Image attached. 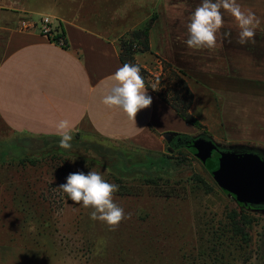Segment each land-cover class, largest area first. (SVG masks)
Segmentation results:
<instances>
[{"label":"crops","instance_id":"obj_1","mask_svg":"<svg viewBox=\"0 0 264 264\" xmlns=\"http://www.w3.org/2000/svg\"><path fill=\"white\" fill-rule=\"evenodd\" d=\"M237 2L261 20L255 43L239 44L235 21L222 10L226 33H217L215 49L187 48V33H151V48L189 75L195 96L191 113L215 141L264 149V0ZM201 3L56 0L29 10L0 9V122L14 133L50 137L58 136L55 125L66 119L70 133H95L156 151L166 150L176 134L194 136L199 129L146 85L153 102L136 122L102 100L114 83L112 75L124 65L119 40L149 21L150 6L157 8L159 20L180 22ZM28 16H49L53 27L60 24L66 45L21 29ZM6 245L0 242V264H42L37 251Z\"/></svg>","mask_w":264,"mask_h":264},{"label":"rangeland","instance_id":"obj_2","mask_svg":"<svg viewBox=\"0 0 264 264\" xmlns=\"http://www.w3.org/2000/svg\"><path fill=\"white\" fill-rule=\"evenodd\" d=\"M55 1L0 0V9L3 13L9 9L29 10L38 3L46 6L54 5ZM156 9L152 6L149 9L148 22L154 18L150 39L151 33H187L190 16L183 17L180 22L159 20ZM43 17L35 19L40 21ZM135 49L138 63L148 72L146 81L151 87L155 85V91L169 94V90L178 88L174 86L175 81H169V76L172 71L179 73L180 69L152 49L151 40L148 51L137 45ZM183 77L191 87L193 81L189 75L186 73ZM161 80L169 83V87L164 88ZM82 134H86L88 140L106 143L95 133ZM200 135L213 138L206 127L199 129L194 137ZM17 137L23 136L0 122V151ZM26 140L25 144L31 143L33 150L45 147V140ZM49 141L59 143L58 140ZM217 142L223 150L257 153L264 157L261 147L246 145L241 148ZM110 144L124 151L138 146L130 141ZM161 152L167 153L168 149ZM174 154L186 159L184 169L188 177L203 172L204 182L172 181L165 186L164 192L156 193L140 180L124 179L125 182L119 184L116 180L121 177L118 168L96 164L76 154L45 157L36 165L0 164V242L37 251L42 264H264V208L238 203L211 175L202 171L194 155L185 150ZM91 170L100 173L107 182L119 185V191L126 192L117 191L113 199L126 215L131 214V218L124 219L115 231L100 221H93L91 209L75 204L66 196L60 197L57 187L66 183L70 173L87 174ZM125 183L126 189L121 187ZM26 190H30L35 200L32 202L29 195L24 199L28 204L31 201L30 211L41 224L24 220L25 213L19 210L17 200ZM168 191L175 195L168 197Z\"/></svg>","mask_w":264,"mask_h":264},{"label":"trees","instance_id":"obj_3","mask_svg":"<svg viewBox=\"0 0 264 264\" xmlns=\"http://www.w3.org/2000/svg\"><path fill=\"white\" fill-rule=\"evenodd\" d=\"M153 19L154 18H152L150 22L143 24L141 27L126 33V35H124L119 40L121 60L123 64H138L141 67V76L144 78L145 85L149 89L154 91L163 100L170 104L186 122L197 127L198 129H205V126L201 123V121L191 113L195 96L189 83L183 77L186 75L184 71L180 70L179 73H176L175 71L171 72L169 81H175L174 86L178 88L174 91H171L172 89L169 90V94L158 93L157 91L153 90L146 81L145 77L148 75V72L140 63H138L136 59L137 50L135 49V46H140L141 50L143 51H148L150 49V31L152 28ZM60 38H65V33L64 29L59 24L54 27V33L53 37H51V40H58ZM167 68L168 67L165 69ZM160 82L163 84L162 86L164 88L169 87V83L166 81L161 80ZM15 134L23 137H20L21 139L17 137L16 140L11 141L4 146V151H0V164L2 165H10L15 162H19L20 165H26V163L36 165L45 157L50 156L57 158L65 154H76L93 163L107 165L113 169L118 168L121 173V177L119 179L116 178V180L119 182V184H123L125 182L124 179L140 180L143 182V184H145V186H148L149 190L153 189V192L156 193H159L158 191L164 192L165 186H169L172 181L176 183H184L185 180L188 183L190 181L200 183L204 182L205 180L203 172L202 174L196 173L194 176H192L193 178L191 175L188 177L184 169L186 167V159L183 157V155L174 154L176 151L179 152L181 150H185L186 152L194 155V159L198 161L202 171H205L209 175H211V171L217 165V155L219 152V150L214 151L209 157H206L204 161H200L195 155L196 149L194 148L193 144L190 143L195 137L189 134H176L167 145V153L149 150L135 145H133L134 150L124 151L117 147L115 148L110 144V142L115 143L117 141L125 140H115L101 137V140L106 142L102 143L100 140H88L86 138V134L77 132L70 133L73 135V139L70 142L72 148L69 150L61 149L59 147V143H50L49 140L59 141L61 139L60 136L35 137L18 133ZM199 137L210 138L206 135H200ZM35 138L45 140V147L43 149L33 150L31 149L33 147L31 143L26 142L27 145L25 144V139L28 140ZM108 143L111 146H109ZM171 149L174 150V153L171 152ZM119 162H121L120 166H118ZM211 177L213 178L212 175ZM29 187L30 186H28V188ZM121 187L126 189L127 184L125 183ZM119 193L123 194L126 192L119 191ZM27 195H29L31 199L33 198L30 190H26L22 194L21 199L17 200V203L19 204L18 206L20 208L19 210L21 213H25L24 220L41 224L39 219L35 216V213L30 211L32 210L30 209L31 201L28 204V202L24 199V197L26 198ZM174 195L175 194H173L172 191H168L167 193L168 197H173ZM34 200L35 198L32 199V202ZM248 207H250V205ZM255 208H264V206H256Z\"/></svg>","mask_w":264,"mask_h":264},{"label":"clouds","instance_id":"obj_4","mask_svg":"<svg viewBox=\"0 0 264 264\" xmlns=\"http://www.w3.org/2000/svg\"><path fill=\"white\" fill-rule=\"evenodd\" d=\"M227 12L234 19L238 29L237 42L241 45L255 43L256 29L261 20L251 9H244L237 0H202L195 9L187 24L188 38L185 41L191 50L215 49L217 33L224 26V16ZM114 82L102 103L109 108H119L129 121H135L137 114L152 104L151 96L146 94L145 81L141 76L138 64L125 63L111 77ZM156 90L155 85L151 87ZM56 133L61 137L59 147L69 150L72 127L70 121L61 120L56 125ZM61 199L65 196L85 209H91L90 218L104 223L109 230L115 231L124 219H130L131 214H125L124 209L114 202V193L119 191V185L107 182L96 171L70 173L66 183L57 187Z\"/></svg>","mask_w":264,"mask_h":264},{"label":"water","instance_id":"obj_5","mask_svg":"<svg viewBox=\"0 0 264 264\" xmlns=\"http://www.w3.org/2000/svg\"><path fill=\"white\" fill-rule=\"evenodd\" d=\"M190 143L200 161L219 150L217 165L211 175L223 191L233 195L240 204L264 206L263 156L223 150L218 142L207 137H195Z\"/></svg>","mask_w":264,"mask_h":264},{"label":"built area","instance_id":"obj_6","mask_svg":"<svg viewBox=\"0 0 264 264\" xmlns=\"http://www.w3.org/2000/svg\"><path fill=\"white\" fill-rule=\"evenodd\" d=\"M20 28L24 30H37L43 35L48 36L50 39L53 37L54 27L53 22L49 16H44L40 21L36 20L34 17H26L20 22ZM55 43L65 46V38H60L58 40H52Z\"/></svg>","mask_w":264,"mask_h":264}]
</instances>
